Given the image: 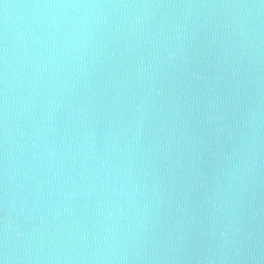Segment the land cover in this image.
<instances>
[{
	"label": "water",
	"instance_id": "obj_1",
	"mask_svg": "<svg viewBox=\"0 0 264 264\" xmlns=\"http://www.w3.org/2000/svg\"><path fill=\"white\" fill-rule=\"evenodd\" d=\"M2 264H264V0H0Z\"/></svg>",
	"mask_w": 264,
	"mask_h": 264
},
{
	"label": "snow or ice",
	"instance_id": "obj_2",
	"mask_svg": "<svg viewBox=\"0 0 264 264\" xmlns=\"http://www.w3.org/2000/svg\"><path fill=\"white\" fill-rule=\"evenodd\" d=\"M0 264H2V261H0Z\"/></svg>",
	"mask_w": 264,
	"mask_h": 264
}]
</instances>
